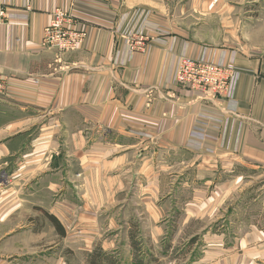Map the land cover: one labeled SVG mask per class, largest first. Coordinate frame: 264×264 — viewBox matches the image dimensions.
<instances>
[{
  "label": "crops",
  "instance_id": "1",
  "mask_svg": "<svg viewBox=\"0 0 264 264\" xmlns=\"http://www.w3.org/2000/svg\"><path fill=\"white\" fill-rule=\"evenodd\" d=\"M0 3L9 16L0 23V264H88L96 246L129 252L117 205L157 221L182 203L184 223L212 222L257 175L246 169L264 173V52L235 34L228 0ZM55 8L86 31L78 49L41 47ZM130 35L147 37V48L131 50ZM181 55L233 64L228 96L175 84ZM225 226L208 231L196 264H264V217Z\"/></svg>",
  "mask_w": 264,
  "mask_h": 264
},
{
  "label": "rangeland",
  "instance_id": "2",
  "mask_svg": "<svg viewBox=\"0 0 264 264\" xmlns=\"http://www.w3.org/2000/svg\"><path fill=\"white\" fill-rule=\"evenodd\" d=\"M228 1L236 11L239 21L240 27L235 29V34L238 37L241 35L246 37L242 41L247 43L248 47L256 46L264 52V0ZM244 172L248 176L257 175L253 179L245 177L247 181L235 188L226 209L223 210L224 219L212 222L193 219L189 223H184L186 205L178 203L173 208L171 207L170 214L167 208L164 209L163 218L149 221L137 215L139 207L117 205L116 211L120 213V216L117 217L116 227L119 229V235L123 236L125 244H129L130 250L124 253L122 251L105 253L99 246H96L95 248H98L100 252L99 264H128L127 262L130 264H196L195 261L203 255L204 246L208 240V231L210 234L214 233L213 231H216L221 224L227 225L225 229L234 227L235 221L241 215L249 218L259 215L264 217V193L258 189L264 181V173L261 172L258 175L256 170L249 169ZM254 199L260 202H254ZM152 225H158L162 229V233L157 237H154L150 231L153 228ZM231 235L232 230H229L225 237L227 242L232 241ZM90 253L87 255V261ZM129 256L131 261L127 259ZM88 264H90L89 261Z\"/></svg>",
  "mask_w": 264,
  "mask_h": 264
},
{
  "label": "built area",
  "instance_id": "3",
  "mask_svg": "<svg viewBox=\"0 0 264 264\" xmlns=\"http://www.w3.org/2000/svg\"><path fill=\"white\" fill-rule=\"evenodd\" d=\"M8 17L7 6L0 3V23L7 21ZM78 24L69 12L55 8L49 23L43 28L41 47L60 53L78 49L86 37V31L78 28ZM125 42L131 50L144 51L147 48L148 39L144 35H130L125 37ZM234 70L235 67L231 63L214 64L181 55L174 80L175 84L193 93L226 98ZM4 88L5 83L0 81V91Z\"/></svg>",
  "mask_w": 264,
  "mask_h": 264
},
{
  "label": "trees",
  "instance_id": "4",
  "mask_svg": "<svg viewBox=\"0 0 264 264\" xmlns=\"http://www.w3.org/2000/svg\"><path fill=\"white\" fill-rule=\"evenodd\" d=\"M99 249L98 248H94V250L90 253L88 261L90 264H99L100 263V259L99 258Z\"/></svg>",
  "mask_w": 264,
  "mask_h": 264
}]
</instances>
